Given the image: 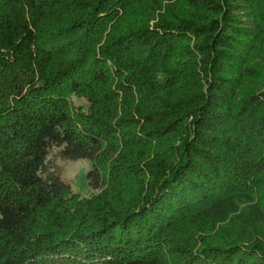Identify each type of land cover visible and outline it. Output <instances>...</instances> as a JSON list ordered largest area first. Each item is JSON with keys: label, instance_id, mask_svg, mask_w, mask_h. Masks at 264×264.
I'll return each mask as SVG.
<instances>
[{"label": "trees", "instance_id": "1", "mask_svg": "<svg viewBox=\"0 0 264 264\" xmlns=\"http://www.w3.org/2000/svg\"><path fill=\"white\" fill-rule=\"evenodd\" d=\"M0 264H264V0H0Z\"/></svg>", "mask_w": 264, "mask_h": 264}, {"label": "rangeland", "instance_id": "2", "mask_svg": "<svg viewBox=\"0 0 264 264\" xmlns=\"http://www.w3.org/2000/svg\"><path fill=\"white\" fill-rule=\"evenodd\" d=\"M56 148L50 150L47 160L50 161L51 168L56 170L73 191L80 197H90L95 193L90 189L86 182V172L91 167L88 160L80 159L77 161L63 160L55 155Z\"/></svg>", "mask_w": 264, "mask_h": 264}]
</instances>
